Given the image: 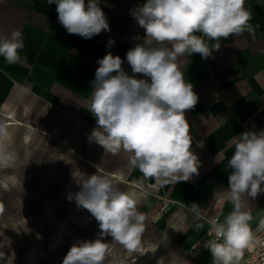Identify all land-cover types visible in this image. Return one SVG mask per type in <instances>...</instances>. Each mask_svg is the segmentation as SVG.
Segmentation results:
<instances>
[{"label":"clouds","instance_id":"clouds-1","mask_svg":"<svg viewBox=\"0 0 264 264\" xmlns=\"http://www.w3.org/2000/svg\"><path fill=\"white\" fill-rule=\"evenodd\" d=\"M48 4L56 5L58 21L69 34L91 39L111 30L101 0H48ZM245 4L246 0H146L130 9L145 35L134 37L142 42L126 53L131 75L122 68L123 60L111 52L97 60L88 109L96 127L89 141L112 154L120 150L129 153V164L146 178H165L175 184L198 174L200 162L191 150L190 126L185 118L198 96L179 70L178 56L198 53L207 59L213 49L220 48L219 43L209 42L245 31L254 33L252 13ZM113 43L109 40L107 46L111 48ZM24 47L21 30L0 34V57L7 64L25 61L21 55ZM3 134L5 129L0 126ZM232 144L234 151L228 160L232 171L225 198L234 210L222 222H212L215 238L204 243L215 264H234L240 259L252 238V217L242 210L243 201L264 194V130L245 131L236 135ZM78 185L80 190L70 192L67 198L95 218L100 232L94 240L74 243L62 264H105L108 248L103 238L107 236L135 252L145 221L137 211L136 195L119 190L108 177L97 174ZM191 211L199 214L198 205L192 204ZM260 227L264 228V219ZM0 260H5L3 252Z\"/></svg>","mask_w":264,"mask_h":264},{"label":"rangeland","instance_id":"rangeland-1","mask_svg":"<svg viewBox=\"0 0 264 264\" xmlns=\"http://www.w3.org/2000/svg\"><path fill=\"white\" fill-rule=\"evenodd\" d=\"M145 2L101 0L111 30L79 38L74 53L61 60L53 84L38 88L23 83L0 109V126L5 129L0 135V252L5 260L0 264H62L74 243L98 238L99 223L67 198L92 174L134 193L137 211L145 216L135 252L111 236L103 238L108 248L105 264H199V257H191L183 244L186 233L180 227L186 223L171 227V214L159 212L162 199L149 178L129 164L130 154L123 150L112 154L88 139L96 127L88 109L97 60L111 52L132 74L126 53L142 42L134 37L142 38L145 30L130 9ZM109 40L114 41L111 48ZM188 58L178 56L179 70Z\"/></svg>","mask_w":264,"mask_h":264},{"label":"crops","instance_id":"crops-1","mask_svg":"<svg viewBox=\"0 0 264 264\" xmlns=\"http://www.w3.org/2000/svg\"><path fill=\"white\" fill-rule=\"evenodd\" d=\"M245 7L252 13L254 33L245 31L209 42L219 43V50L213 49L207 59L198 53L188 54L180 69L198 96L195 107L185 112L191 150L200 162L198 174L175 184L165 178H154L151 183L155 195L169 202L166 213L171 214V227L186 223L180 227L186 233L182 237L186 250L204 239L202 249L191 256L199 257V264L213 260L204 247L205 241L212 239L206 236L210 218L217 215L222 222L234 210L225 198L232 171L228 166L234 151L232 140L245 131L264 130V0H246ZM14 29L24 35L21 55L26 60L9 65L0 57V109L13 89L23 83L38 88L53 84L61 60L74 53L77 40L83 38L67 32L58 21L56 5H49L48 0H0V34L10 35ZM192 204L198 205L199 214L191 211ZM242 210L251 215L254 231L264 219V194L254 200L245 198ZM244 257L243 249L234 264H245Z\"/></svg>","mask_w":264,"mask_h":264},{"label":"built area","instance_id":"built-area-1","mask_svg":"<svg viewBox=\"0 0 264 264\" xmlns=\"http://www.w3.org/2000/svg\"><path fill=\"white\" fill-rule=\"evenodd\" d=\"M169 202L168 200H162L161 206L159 207V212H166L168 209ZM214 220L219 221V217L214 215L210 218L209 224L210 228L206 233V236L211 237L212 239L215 238V233L212 232V222ZM204 239L201 238L198 240L194 245L189 247L187 253L190 256H194L198 251H200L203 247ZM245 257L244 263L245 264H264V228L258 227L252 231V238L248 243L247 247L244 248Z\"/></svg>","mask_w":264,"mask_h":264},{"label":"water","instance_id":"water-1","mask_svg":"<svg viewBox=\"0 0 264 264\" xmlns=\"http://www.w3.org/2000/svg\"><path fill=\"white\" fill-rule=\"evenodd\" d=\"M153 181H154V178H150V179H149V183H150V184L153 183Z\"/></svg>","mask_w":264,"mask_h":264}]
</instances>
